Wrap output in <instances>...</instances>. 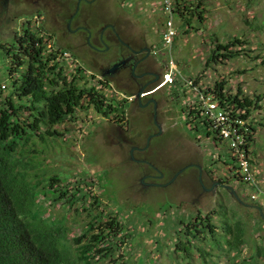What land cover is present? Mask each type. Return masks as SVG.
<instances>
[{
	"label": "rangeland",
	"instance_id": "374dc122",
	"mask_svg": "<svg viewBox=\"0 0 264 264\" xmlns=\"http://www.w3.org/2000/svg\"><path fill=\"white\" fill-rule=\"evenodd\" d=\"M59 1L42 0L40 31L51 36V39H44L49 46L66 52V72L70 74L74 72V68L81 66L86 71L83 86H94L107 99L127 98L130 101L124 123L117 124L111 120L113 115L105 117L92 106H87L84 99L86 108H77L73 119L55 126L61 135L56 138L48 137L46 143L36 139L31 146L33 150H29L27 155H37L36 163L40 166L38 173L42 177L57 174L66 178L60 185L70 187V191L79 186L84 193H93L112 214L118 215L126 237L120 250L128 264H203L198 247L192 250L188 259L181 257L184 252L173 251L178 240H185L183 235H177V230L181 227L180 219L186 221L198 212L210 216L217 234L216 241L208 235L206 240L194 242V245L208 250L210 261L230 264V256L234 252L227 250V236L220 227L222 213L225 211L231 223L240 220L245 225L241 257L248 258V262L253 264H264V258L257 257L255 252L256 247L264 245V221L260 219L255 207L244 205L251 203L244 194V187L232 181L227 183L234 187L243 203L235 200L227 189L218 188L223 195L220 197L221 194L209 189V181L202 178L206 172L218 177L224 174L223 163L217 162V165L213 162L220 153H226L227 148L225 143H214L213 138L205 136L202 129L188 127L182 108L183 104L195 98V93L188 88L180 89L179 84L191 80L197 88H206L224 78L226 88L231 93H235L240 87L246 95H262L261 108L253 110L251 118L256 128L252 156L259 186L264 191V0H207L205 19L202 24L197 23L196 18L192 20L191 24L196 30L189 29L188 34L183 33L186 25L177 15H173L177 30L172 48L169 51L160 48L156 50L154 44L158 64L164 65L162 74L170 62H173L177 70L175 79L178 77L175 85L157 87L158 90L152 97L156 102L159 128L153 121L154 106L149 95L142 96L141 101H138L135 94L142 87L146 92L158 85L161 79L156 84L142 86V82L138 83L132 78L137 75V70L130 74L127 65L109 73L108 70L124 57L126 46L119 41L124 47H116L115 43L102 36L105 27L101 25L117 17L114 21L122 26V32L138 39L146 30L145 21L138 17L136 19L132 12L127 13L128 18L121 17L117 8L113 7L115 0H100L104 3L105 21L100 20L86 34L78 26L81 20H67L73 10L79 12L89 8L88 1L77 0L75 5L74 0L70 9L62 11ZM150 1L153 4L152 11L149 12H153L150 16V31L160 29L159 34L156 31L157 34H152L151 38L160 43L165 21L163 0ZM188 2H194L195 5L197 0ZM113 8L115 10L111 11ZM160 23L162 27L159 26ZM16 28L17 26L4 24L0 19V84L8 82L9 59L1 45L12 44V34ZM97 28H100L101 35L98 41ZM104 32L105 35H112L109 29ZM211 34L216 35L222 44L236 37L245 40L248 44L242 46L245 50L252 51L241 52L233 58L212 62L205 67V60L212 48ZM149 37L147 36V42H151ZM98 80H105L106 85L99 84ZM2 94H7L6 88L2 87ZM220 157L221 161H231L225 155ZM145 160L149 163H144ZM259 198L264 203V198ZM91 200L92 198L87 199L85 204ZM81 203V200H77L67 210L62 207L61 202L47 199L42 203L46 215L52 218L58 219L66 212V236L71 243L72 238L85 228L88 220L86 212L79 213L75 210ZM217 243L224 250L218 249ZM212 244L217 249H211Z\"/></svg>",
	"mask_w": 264,
	"mask_h": 264
},
{
	"label": "trees",
	"instance_id": "16d2710c",
	"mask_svg": "<svg viewBox=\"0 0 264 264\" xmlns=\"http://www.w3.org/2000/svg\"><path fill=\"white\" fill-rule=\"evenodd\" d=\"M205 12L200 0L195 5L174 3L173 14L187 26L184 33H188L189 29L196 30L191 21L196 18L197 23H202ZM211 36L212 48L205 60V67L212 62L233 58L241 52L252 51L245 50L242 45H247L248 42L240 38L236 37L222 44L216 35ZM45 38L51 39V36L40 33L39 37L25 39L18 47H14L16 51L12 56L7 52L10 48L1 45L9 59L8 82L3 84L7 94H2L0 84V264H128L120 250L126 237L118 215L112 214L91 191L88 195L79 186L70 191V187L60 185L66 178L57 174L42 177L38 173L40 166L36 163L37 155L27 154L29 150H33L31 146L36 139L46 143L48 137L56 138L61 135L55 126L73 119L77 108H86L84 99L87 106H92L105 117L113 115L111 120L117 124L124 123L130 100L107 99L94 86H83L85 69L78 66L68 74L64 67L65 59L61 57L63 52L49 46ZM237 45L239 48H232ZM97 82L106 85L105 80ZM215 92L223 100L244 108L245 116L261 108V94L249 96L240 87L235 93H231L226 88L224 78L215 81ZM191 114L192 112L185 116L186 123H190ZM251 129L256 131L255 126ZM205 136L217 141L209 132ZM226 183H229L228 180ZM89 198L92 200L85 204ZM47 199L61 202L66 210L77 200H81V205L75 210L79 213L86 212L88 220L85 228L72 238V243L66 236V212L58 219L46 215L42 203ZM250 201V204L258 205L264 210L261 200ZM225 212L222 213L220 227L227 236V250L234 252L230 256V264H253L248 262V258L241 257L245 225L240 220L231 223ZM259 217L262 220L260 214ZM179 225L181 227L177 230V235H183L185 240H178L173 251L184 252L180 253L181 257L188 259L192 250L198 247L203 264H218L217 261L208 259V250L194 245V242L206 240L208 235L216 241V226L210 216L198 212L186 221L180 219ZM210 248L217 249L213 244ZM218 249L222 248L219 246ZM255 252L257 257L264 258V245L256 247Z\"/></svg>",
	"mask_w": 264,
	"mask_h": 264
},
{
	"label": "built area",
	"instance_id": "2783aa9c",
	"mask_svg": "<svg viewBox=\"0 0 264 264\" xmlns=\"http://www.w3.org/2000/svg\"><path fill=\"white\" fill-rule=\"evenodd\" d=\"M162 6L165 18L164 29L161 32L160 43L155 45V49L169 51L173 46L177 30L173 22L174 0H163ZM65 55L66 52H63L61 57L64 56V59H68V56ZM173 64L170 62L167 70L163 72L161 82L157 85L158 88L178 83V77L175 79L174 76L177 70ZM179 84L180 89L188 88L194 90L195 93V98L192 101L183 104L184 119L192 112L190 123H187L188 127L196 130L202 129L205 135L209 132L217 138L218 142L226 144L225 156L229 157L231 161L218 159V162L223 163V169H225L221 178L243 186L244 194L250 200H260L259 196L264 198V191L259 186L257 169L252 156V143L256 131L251 129L255 126L251 115L245 116L244 108L220 98L215 92V84L206 88H197L191 80ZM1 87L4 88V85L2 84ZM261 201L263 203V200Z\"/></svg>",
	"mask_w": 264,
	"mask_h": 264
},
{
	"label": "flooded vegetation",
	"instance_id": "af4514ba",
	"mask_svg": "<svg viewBox=\"0 0 264 264\" xmlns=\"http://www.w3.org/2000/svg\"><path fill=\"white\" fill-rule=\"evenodd\" d=\"M73 1L74 0H60L58 4L61 8V11L70 9ZM87 1V5L90 6L89 8L81 9L76 14H74L75 10H73L67 20V22L70 19L71 21H73L74 19H77L78 21L81 20V24L78 26L83 27V31L86 34L88 30L92 28V26H95V24L100 20L105 19L103 15L104 6H102V4L104 5V3H102V1L100 0ZM41 2L42 0H0V19L4 22V24L8 23L10 25L17 26L16 31H14L12 34V44L14 46H12L11 44L7 46V48H10L9 50H7L9 55H14V52L16 51L14 47H18V44L20 42H23L25 39L29 40L30 37L35 38L40 36ZM76 2L77 0H75V5ZM116 18H112L107 22L104 20L105 23L101 26L105 27L104 31L106 29H109L111 31L112 35L110 36H112L113 40L108 34L105 35L104 31L102 36H106L110 41L115 43L116 47L122 48L123 45L126 46V48H124L126 49V52L124 57L122 58V60H125V63L120 66L127 65L130 74L131 72L137 70V75L135 77H131L137 80L138 83L142 82V86H148L154 83L156 84V82H159V80L161 79L164 65L162 63L158 64V57L156 55V52L154 51V45L151 42H147V36L149 37L152 36V34H157L160 29L158 28V31L156 29L157 32L152 30L153 33L152 31H150L151 29H149L146 32L140 34L137 39L134 38L132 34L126 35L125 33H123L120 27L116 25L114 21ZM160 25L162 27V23H160L159 26ZM100 37V28H97L96 40L98 41ZM119 41L122 42L123 45ZM133 66L134 69L132 70ZM157 90L158 89H156L152 93L147 94L149 95L148 97L150 102L152 99H154L152 97H154ZM144 163H148V161L145 160ZM157 174L159 175V172H157ZM202 178L203 180L207 179L209 181V188L215 185L212 189H210L211 191L214 190V192L216 191L217 194H221L218 188L225 190V188L218 185L217 182L219 184H227L226 179L215 176L210 172H206L204 177L202 176ZM220 197H223V195L221 194Z\"/></svg>",
	"mask_w": 264,
	"mask_h": 264
},
{
	"label": "crops",
	"instance_id": "0c3cea01",
	"mask_svg": "<svg viewBox=\"0 0 264 264\" xmlns=\"http://www.w3.org/2000/svg\"><path fill=\"white\" fill-rule=\"evenodd\" d=\"M202 2V7H204L206 10H207V0H200ZM177 3H181V4H185V5H188L189 2L188 0H177ZM194 3V2H193ZM113 7L119 11V14L121 17H124V18H128V14H130L131 12L133 13V15L135 16V18L137 19V17L139 19H141L143 22L145 21V32L149 29H151L152 27V22H151V18L150 16L152 15V13H149L152 11V7H153V4H152V1L150 0H115V5H113ZM111 9V11L115 10V9ZM135 8H137V10L135 11ZM134 9V10H133ZM125 12V13H124ZM128 13V14H127ZM194 21V20H193ZM116 23V22H115ZM199 24H202V23H199ZM118 25V24H116ZM120 29L122 26H119ZM187 27V26H186ZM154 29V28H153ZM190 31H188L189 33ZM184 33V32H183ZM188 33H184V34H188ZM159 34V33H158ZM213 35V34H211ZM212 37V36H211ZM149 39H151V43L154 45H156L158 42L157 40H153L152 41V38L151 36L149 37ZM160 40V39H159ZM160 42V41H159ZM159 44V43H158ZM215 143V142H214ZM220 155H225V153H220L219 154V157ZM218 156V155H217ZM215 158V163L218 165V163H221L220 161L218 162V159L220 158ZM213 162V163H214ZM218 162V163H217Z\"/></svg>",
	"mask_w": 264,
	"mask_h": 264
},
{
	"label": "water",
	"instance_id": "95a60500",
	"mask_svg": "<svg viewBox=\"0 0 264 264\" xmlns=\"http://www.w3.org/2000/svg\"><path fill=\"white\" fill-rule=\"evenodd\" d=\"M76 12H77V10L74 12V14H76ZM71 21V19L69 20V22ZM82 29H83V27H82ZM125 63V60H121V61H119V62H116L109 70H108V72L109 73H111V72H114L120 65H122V64H124ZM134 69V66H133V68H132V70ZM143 87L135 94V97L138 99V101H141V97L142 96H144V95H147V94H149V93H152L153 91H155L156 89H157V85L155 86V87H153V88H151V89H149V90H147L146 92H144L143 91ZM143 93H145V94H143ZM151 102L153 103V105H154V111H153V121H154V123L155 124H157V126H158V123H157V120H156V107H155V100L154 99H152L151 100ZM158 128H159V126H158ZM149 163V162H148ZM197 167H200V166H197ZM199 178H200V181L202 182V178H201V175L199 176ZM217 184L218 185H220L221 187H223V188H225V189H227L229 192H230V194L234 197V198H236L238 201H240V202H243L242 200H241V198L238 196V194L236 193V191H235V189H234V187L233 186H231V185H229V184H219L218 182H217ZM215 185H213L212 187H210L209 189H212L213 187H214ZM244 203V202H243ZM244 205H249V206H253V207H255L258 211H259V214H260V216L262 217V220L264 221V213H263V211H262V208L260 207V206H258V205H250V204H248V203H244Z\"/></svg>",
	"mask_w": 264,
	"mask_h": 264
}]
</instances>
